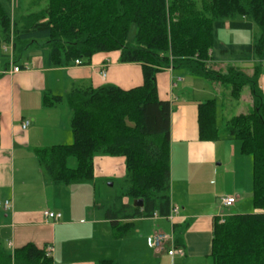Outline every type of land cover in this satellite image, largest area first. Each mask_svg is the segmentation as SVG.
<instances>
[{"label":"trees","instance_id":"16d2710c","mask_svg":"<svg viewBox=\"0 0 264 264\" xmlns=\"http://www.w3.org/2000/svg\"><path fill=\"white\" fill-rule=\"evenodd\" d=\"M260 30L252 43L224 45L217 29ZM135 26L132 41L128 40ZM2 40L23 50L39 40L47 45L46 63L52 67L89 64L99 52H119L122 63H139L142 84L123 89L115 84L72 86L64 96L45 94L44 106L63 101L71 114L73 141L36 148L39 166L52 185H74L93 179L96 154L121 156L125 161L128 203L108 209L113 234L124 235L133 224L119 218L167 217L170 198L171 104L159 97L157 73L166 68L183 69L194 77L228 86L238 99L249 89L252 109L225 122L227 138L240 143V152L251 157L252 213H232L215 222L211 264H264V94L259 85L264 60V0H46L37 11L11 17L0 2ZM18 44L22 46L19 47ZM235 54L260 62L248 73L233 64L214 67L220 55ZM199 138H221L216 125V101L198 103ZM73 158L74 166L69 165ZM136 199L142 207L133 206ZM176 247L182 245L177 235ZM48 246L26 243L13 250L0 244V264H54ZM99 264H116L101 260Z\"/></svg>","mask_w":264,"mask_h":264},{"label":"crops","instance_id":"0c3cea01","mask_svg":"<svg viewBox=\"0 0 264 264\" xmlns=\"http://www.w3.org/2000/svg\"><path fill=\"white\" fill-rule=\"evenodd\" d=\"M20 1L0 0L12 18ZM225 26L230 28L227 23ZM9 43L12 47V42ZM6 44L0 33V190L9 191L0 198L6 197L9 203L8 209L4 208L5 201L1 205L5 214L0 221V244L4 236L11 250L29 242L48 246L54 264H99L101 260H112L116 264H211L212 231L215 222H220L223 208L220 198L235 196L231 208L236 207L241 194L249 189L251 161L248 155L241 154L239 141L227 138L224 129L218 140L199 138L198 103L208 100L197 95L195 78L199 77L174 68L163 69L156 76L159 97L171 104L170 198L171 204L178 207L173 222L158 215L119 218L120 224H133L124 235L117 237L105 216L106 210L117 206L94 204L68 210L57 203L48 205L45 191L48 186L57 187L47 181L37 165L34 150L73 141L68 105L63 101L44 106L45 94L64 96L75 85L98 87L107 83L129 89L142 84L141 64L122 63L118 60L119 52L110 51L96 53L89 64L52 67L46 63V44L38 47L33 42L23 50L12 47L10 57L5 55ZM221 44L242 45L232 41ZM28 49L29 53L25 54ZM235 54L220 55L213 61L214 66L226 69L228 64H233L250 73L260 62L252 53H248V59H236ZM260 64L259 85L264 94V60ZM15 66L20 70L13 71ZM101 71L105 72L104 78ZM175 76L180 85L174 82ZM174 88L178 93L173 92ZM24 120L30 121L26 129L21 127ZM96 161L103 167L102 174L118 175L121 167L125 169L123 157L99 156L94 158L93 177L99 173ZM16 170L29 174L28 180L21 181L22 185L32 181L34 186L39 185L44 190L46 209H35L37 198L34 196L25 201L23 198L28 197L25 192L20 194L22 198L16 197ZM225 181L231 188L220 194L218 183ZM122 203L128 202L124 199ZM44 211L60 213V217L57 220L45 217ZM235 212L239 213V207L229 213ZM174 224L178 225L177 235L182 238V245L177 246L182 255H169V244L161 249L148 246L147 236L159 231L173 234L176 245ZM85 242L88 245H82Z\"/></svg>","mask_w":264,"mask_h":264},{"label":"rangeland","instance_id":"374dc122","mask_svg":"<svg viewBox=\"0 0 264 264\" xmlns=\"http://www.w3.org/2000/svg\"><path fill=\"white\" fill-rule=\"evenodd\" d=\"M197 4H200L201 0H195ZM46 5V0H21L19 5L16 7V12L13 13L14 19H18L21 14H28L34 11L39 10L40 8L44 7ZM135 32V26L132 25L129 31L128 40L132 41L133 35ZM260 30L256 24H253V28L250 30H236V29H230L226 26H224L221 29H217V38L219 42L225 43L227 41H232L234 43L238 44H248L255 40L259 34ZM12 42V36L11 40ZM36 46L38 47H44L46 44L44 40H39L36 42ZM31 45L28 44L27 46ZM19 47H21V44H18ZM26 46V47H27ZM5 47L8 49L7 52H5L6 56H11L12 53V47L10 43H7ZM37 47V48H38ZM32 49V48H30ZM28 51H24L25 54L29 53ZM23 54V53H22ZM23 54V55H25ZM21 55V54H19ZM17 57V55H16ZM217 69L225 70V68H220L218 66H214ZM222 67V66H221ZM196 82L198 83L197 89V95H203V99H214L216 101V125L217 128L220 130L224 129L225 122L229 118H231L234 115L240 114V113H247L252 109V99L250 97V92L247 87H245L238 99H234L230 95V91L228 90V86L220 84V83H214L209 82L207 80H204L202 78H195ZM174 82L180 85V81L176 79V76L174 78ZM199 89V90H198ZM174 93H178V90L174 88ZM206 96V97H205ZM99 156H106L101 154H96L94 158ZM248 159L251 161V157L247 156ZM36 159V158H35ZM37 165H39L37 159L35 160ZM97 162V161H96ZM69 165L74 166L75 161L73 158L69 159ZM102 166L99 165V161L96 165V170L99 172L98 174H94V177L91 181L82 183V184H74L71 186H65V185H58L54 186L57 188H49L46 192V200L48 199L50 206L54 205V203H57L58 206H64L68 210L74 209L75 207H83L85 205L88 206H94V204H99L103 206H117L119 208L121 206V202H123L124 199L128 202V199L125 197V192L127 189V183L125 179V169L120 168L119 174L116 175H106L102 174ZM44 173V171H43ZM16 174V186H15V194L16 197H21L20 194L25 192V196L23 199L26 201L29 197L34 196L36 197V203L33 205L35 209H46L47 203L43 199L44 190L39 188V185H33V182H27L26 185H22L21 181L28 180V175L26 171H17ZM27 174V176H26ZM45 177L46 174L44 173ZM26 176V177H25ZM48 181V180H47ZM48 185H51L50 183ZM231 186L230 183L224 182L221 184L218 183V189L220 190V194H225L230 190ZM3 190H0V198L1 194H8L9 191H6L4 188ZM251 192H252V178L249 185V189L246 190V193L241 194V198L236 204V207H239V213H252L254 212V208L252 206L251 201ZM22 198V197H21ZM6 197H3L0 200V221L4 218V212L2 210V204L4 203ZM7 199L9 200V197L7 196ZM234 206L231 207H221V216H228L230 211H234L236 209ZM237 213V212H235ZM8 231V230H7ZM10 236L8 233L7 238ZM2 238V245L6 248V250L10 251L11 249L7 248V241L4 236ZM11 238V237H10ZM82 245H88V242L83 243Z\"/></svg>","mask_w":264,"mask_h":264},{"label":"built area","instance_id":"2783aa9c","mask_svg":"<svg viewBox=\"0 0 264 264\" xmlns=\"http://www.w3.org/2000/svg\"><path fill=\"white\" fill-rule=\"evenodd\" d=\"M73 64L74 65H82V60L76 59L73 62ZM19 70H20L19 66L13 67V71H19ZM100 73H101V76L104 78L105 77V72L101 71ZM29 124H30L29 120H24L21 123V127L23 129H26ZM235 201H236V197L233 196V195H226V196H222L220 198V204L223 207H231V206H233ZM8 207H9V203H8V201H5L4 208L8 209ZM177 212H178V207L176 205H172L171 204L169 213H168L166 218L170 222H173L174 216L177 214ZM43 215L45 217L53 218L55 220L59 219V217H60V213H54V212H50V211H44ZM153 216H157V214L154 213ZM224 220H225V217L221 216L220 217V222L222 223V222H224ZM146 242H147L149 247H152V248H155V249H161V248H163L164 244H169V247L167 249V253L169 255H174V254L182 255L183 254L182 250L174 245L173 234H167V233L160 232V231L159 232H155V233L147 236ZM47 255L51 256V249L50 248L47 250Z\"/></svg>","mask_w":264,"mask_h":264},{"label":"water","instance_id":"95a60500","mask_svg":"<svg viewBox=\"0 0 264 264\" xmlns=\"http://www.w3.org/2000/svg\"><path fill=\"white\" fill-rule=\"evenodd\" d=\"M133 206L135 207H142L143 206V200L142 199H136L133 201Z\"/></svg>","mask_w":264,"mask_h":264}]
</instances>
